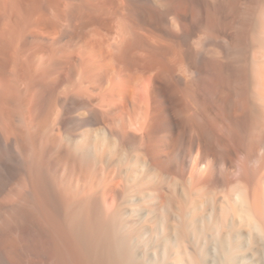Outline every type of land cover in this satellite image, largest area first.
<instances>
[{"label": "bare ground", "instance_id": "1", "mask_svg": "<svg viewBox=\"0 0 264 264\" xmlns=\"http://www.w3.org/2000/svg\"><path fill=\"white\" fill-rule=\"evenodd\" d=\"M0 264H264V0H0Z\"/></svg>", "mask_w": 264, "mask_h": 264}]
</instances>
